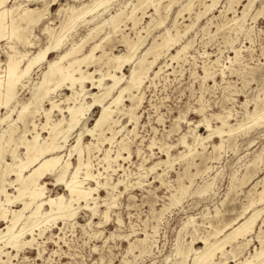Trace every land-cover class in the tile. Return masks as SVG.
<instances>
[{"label":"rangeland","instance_id":"1","mask_svg":"<svg viewBox=\"0 0 264 264\" xmlns=\"http://www.w3.org/2000/svg\"><path fill=\"white\" fill-rule=\"evenodd\" d=\"M248 1L217 0L208 7L210 0H153L150 5L149 2L148 5L146 2L140 5L138 0H110L107 8L98 10L100 15L94 22L109 18L108 15L115 14L127 4V11L123 12L124 15L121 14L116 31L105 25L107 27L103 26L97 35L93 34V38L85 39L94 22L84 24L81 21L67 31L64 45L49 54L48 60L56 59L60 52L67 50L74 43L81 46V53L87 52L95 42H100L99 48L94 52L96 56L101 53V49L106 51L107 55L124 53L126 49L123 37L136 42L142 41V46L136 52L138 56L153 40L161 42L166 28H169L174 36L176 31L178 34L175 36V44L168 51H159V57L144 80L139 92L140 95L143 94V99L139 108L135 109V128L126 115H119V124L125 125L126 128L111 145L108 142L93 140L91 136H82V142L91 143L89 157L92 172L97 174L99 171L102 175L98 180L103 183L105 180L109 181L110 186L121 181L116 191H112L109 186L107 189L99 188L97 214L92 215L90 211L79 209L73 220H58L56 223L43 225L44 234H35V240L29 247L25 246L18 252L4 248V251H9L10 258L1 256L2 260L7 262L0 264H119L122 260L127 261L126 264H180L181 257L176 253L177 248L190 251L185 263L188 264L195 250L203 246L201 237L208 236L215 228L223 227L237 218L250 200L259 197V191L264 188V122L259 120L255 123L250 116L254 110L264 108V0H254L255 2L246 9ZM92 3V0H9L6 7L11 10L0 21V74H4L8 54H15L17 57L24 52L28 55L36 53L50 43L53 35L71 20L74 16L71 8ZM131 5H136L135 25L127 18ZM244 8L246 15L240 20ZM180 11L181 14L178 15ZM88 17L87 19H90V16ZM184 43L188 44L185 52L181 51L175 59H169L176 55ZM105 60L106 57H103L102 61ZM102 68L105 71L108 66L102 65ZM129 68L130 65L124 68V76L128 74ZM93 69L94 66L87 68L89 71ZM45 70L46 64L43 62L31 71L29 77L22 80L17 86L18 101L25 102L30 99L36 83L41 79V73ZM97 76L98 74L95 75ZM86 86L91 88L89 83ZM70 93L69 89L63 87L51 94L50 98L59 103L60 107H64L66 102H63V99ZM123 99L120 107L129 104V101H125V96ZM49 106L47 100L43 102L44 109ZM4 113L5 109L2 108L0 115ZM57 113V110L51 112V120L60 118ZM99 113V107H91L86 113V124L93 125ZM217 115H229L228 123L232 128L238 124L243 126L229 136L213 134L201 145H197L193 154L183 156L188 152V148L180 142L181 136H185L189 145H194L197 135L205 136L209 133L204 126L205 120H208L212 127L221 124ZM16 117V112H13L11 118ZM35 122L40 127L44 122L43 116L36 115ZM24 125L31 127L27 121L18 122L14 141L6 146L4 161L7 163L11 162L7 151L14 149L15 144L18 145L16 153L23 156L24 149L19 141ZM6 126L7 122L0 124V133ZM38 131L41 137L47 135L46 130ZM29 135L28 133L26 137L29 138ZM121 137L127 148L129 146L130 158H118L112 163L116 171L105 172L101 167L102 157L108 149L111 156L116 155ZM75 138L76 132H70L67 145L61 151L62 155L68 153L69 145ZM215 145L220 147L214 149ZM120 153L126 156L125 152ZM167 158L169 163L150 169L158 160ZM0 165L1 171L4 169L2 161ZM10 177L14 179V176L9 175L6 181H10ZM43 180L47 182L48 194H66L61 185H55L47 176ZM86 183L85 186L94 185L91 180ZM181 184L189 185L187 194L183 195L178 204L172 205L169 203L170 195H178L177 190ZM8 186L7 190L12 193L13 188ZM202 190L206 192L199 193ZM107 191L115 195V200L108 211L107 220H104L102 213L106 206L103 201H110ZM261 205L256 204L259 207ZM20 207L19 203L12 206ZM251 212L249 211V214ZM263 217L264 213H261L255 221L253 233L248 237L251 242L249 241L234 259L228 258L226 264H236L249 253H253L255 248H259L260 242L255 235L260 238L263 236L261 239L264 240V222L261 220ZM3 226L4 222L0 221V227ZM142 239L144 241L138 243V240ZM131 242L137 247L129 253L128 243ZM229 249L230 246L227 247V250ZM215 257L216 260L220 259L219 254Z\"/></svg>","mask_w":264,"mask_h":264},{"label":"bare ground","instance_id":"2","mask_svg":"<svg viewBox=\"0 0 264 264\" xmlns=\"http://www.w3.org/2000/svg\"><path fill=\"white\" fill-rule=\"evenodd\" d=\"M8 1L9 0H0V21L5 17V15L8 14L9 10H11L6 7ZM92 1L93 3L91 5L82 4L78 8H74L72 6L73 8H71V12L74 14V16L71 18V20H67L68 22H66L60 28V30L58 32L56 31L57 33L53 35L52 41L43 48H40L36 53L28 55L26 52H24V54H18L20 56L17 57L15 56V54H8L4 74H0V111L2 108L5 109L4 115H0V124L7 122L6 128H3L2 133H0V163L2 161L4 165V169L0 171V221L4 222V226L2 228L0 227V263L5 261L2 260L1 256L10 258L8 256L9 251H4V248H11L18 252L25 246L29 247V245H31V242L35 240V234H37V236H42L44 234L45 229L43 225L49 222L56 223V221L58 220L64 222L73 220L76 217L79 209L90 211L92 215L97 214V200L100 197L98 192L99 188L107 189V187L109 186L112 191H116L117 185L121 183V181H118L117 183L110 186V184L108 183L109 181L105 180L103 183L98 180L99 176L102 175L99 171L97 174H94L92 172V164L89 157L91 143L88 142L89 144H85L84 142H82V136H91L93 140L108 142L111 145V143L115 142L120 136L121 131L125 130L126 128L125 125L119 124V115H122V117L126 115L128 121L133 122L135 128L137 123L135 109L139 106L141 100L143 99V94L141 93L142 95H140L139 92L142 88L144 80L148 72L152 68V65L159 57V51L161 49H165L166 51H168L171 46L175 44V36L178 34L177 31L174 36L172 35L173 33H170V29L166 28L165 36H161L162 41L157 42L153 40L151 44L144 49L143 53L138 56L136 55V52L142 46V41L138 40L136 42L130 40L129 38L123 37V42L126 49L124 53H111L112 55H107L106 51L101 49V53L96 56L94 52L99 48L100 42H95L92 47L85 53H81V46L79 47L78 44L76 45L74 43L70 47H68L67 50L60 52L56 59L48 60L49 54L56 52L57 50L62 48L65 43L68 30H70L78 21H81V23L84 24L94 22L97 19V16L100 15V11L98 12V10L102 7L109 6L110 4V0ZM210 1L211 4L208 5V7L217 2V0ZM253 1L254 0H249L245 8H249ZM145 2L146 4L149 2L150 5L153 0H138V4L140 5H143ZM19 6L21 7V5ZM131 6V9H128L129 11L127 18L132 22L133 25H135V19H137L134 17L136 5ZM127 8V4H124V8H118L119 11L115 12V14L108 15L109 18H100V21L94 22L92 28L88 31L87 36L84 38L87 39L89 37H92L93 34L97 35L105 25H108L112 29V31H116L118 29V24L121 21L120 16ZM245 8L241 12L240 20H242L246 15ZM37 11L40 12V10ZM180 14L181 11L178 12V15ZM13 15L15 14L13 13ZM32 15H34V13ZM88 16H90V19H87ZM163 16H165V14ZM19 19H21V16ZM19 19L17 22H19ZM175 24L176 23L174 22V27ZM22 36L24 37V35ZM187 46L188 44L184 43L180 50L177 51L176 55H172L169 59H175L177 57V54L181 51H184ZM150 56L152 58H149ZM103 57H106L105 61H102ZM101 61L102 63H100ZM43 62L46 64V70L41 73V79L36 83L35 91L31 95L30 99L25 102L18 101L16 99L18 94L17 86L22 83V80L29 77L31 71L39 67ZM102 65L105 67L108 66V68L103 71ZM129 65V72L126 76H124L123 70L126 66ZM89 66H94V69L92 71L87 70ZM96 74H98L97 77H95ZM87 83L90 84V89L87 88ZM63 87L69 89L71 93L69 95H66L63 99V102H66V105L64 107H60V104L52 100L50 98V95L53 94L56 90ZM93 89L97 90L93 92ZM124 96L126 97L125 101H129V104L122 105L120 107L122 100H124ZM87 98L90 100L87 101ZM46 100L48 101L50 106L49 108L44 109L43 102ZM91 107H99L100 113L95 119L93 125L88 126L86 124V113ZM53 110L58 111V113L60 114V118L51 120L52 117L50 114ZM13 112H16V118H11V114ZM38 114H41L44 118V122L41 123L40 127H38V123L35 122V116ZM116 114H118V116H116ZM220 115H217V118L220 120L221 124L216 127H212L209 124L210 122L208 120L203 119L205 120V129L209 131V133L205 136L197 135L194 145H189L185 141V136H181L180 142L188 148V152H186L183 156L193 154L192 152L194 151L195 147L199 144L201 145L202 142L205 139L207 140L208 138H210L211 135L218 134L219 136H222L223 134H227L229 136L238 129H241V127L243 126V124H238L237 127L234 126V128H232V126L228 123L229 115L223 117ZM250 119L255 123L259 120H262V122H264V108L262 110H254V113L250 116ZM24 121H27V124L31 127L27 128L24 125V130L20 137L19 142L21 144V147L24 149L23 156H20L16 153L15 149L18 147V145L15 144L14 149H12L11 151H7L11 158V162L7 163L6 161H4L6 146H8L10 142L14 141L16 128L19 127L17 126V123H24ZM225 128H227L228 130H225ZM38 129H40L41 131L46 130L47 135L45 137H41L39 133L40 131H38ZM72 131L76 132V138L74 142L69 145L68 153L66 155H62L61 151L67 145L66 143L68 136ZM28 133L30 134L29 138L26 137ZM119 142L120 147L117 146L119 147V149L117 150L114 157L110 155L109 149L105 151L102 157L103 163L101 164V167L105 172L111 170L114 173L116 171V168H113L112 163H115L118 158L123 160L130 158V151L128 150L129 146L127 148L122 137L120 138ZM219 147L220 145H215L213 148L218 149ZM120 151L125 152L126 156H123ZM72 158H74V162H72ZM169 162L170 161L168 158L166 160H158L151 166L150 169L153 170L156 168V166L160 164H167ZM9 175L14 176V179L10 177L11 180L6 181V177H8ZM46 176L50 178L55 183V185H61L64 188V192L66 194L58 193L54 196L48 194L49 189L46 186L47 182L43 180ZM104 177L107 178V176ZM262 178L264 179V177ZM110 179L111 178H109V180ZM90 180L93 181L94 185L85 186V184H87L86 181ZM208 183L210 184V182ZM7 185H9L8 187L11 186L13 188L12 193L7 190ZM188 186H184L183 184H181L177 190L178 195L174 193L170 195L169 203L172 205L176 203L178 204L183 195L187 192V189L189 188ZM202 192L204 194V192L206 191L202 190L199 193ZM107 193L110 201L107 202L105 199L103 201V204L106 206V209L102 213V218L104 220H107L108 211L110 210V207L114 205L115 200L114 194L108 191ZM15 203H19L21 207L12 208ZM260 203L262 204L260 207L256 206V204ZM242 211L243 212L241 214L239 213L240 215L237 218L232 219L231 222L225 224L223 227L215 228L214 231L211 232L208 236L201 237L200 242H202L203 246L202 248L195 250V253L192 254L191 258L189 259L188 264H226L228 258L231 257L234 259L237 254L241 253L242 249L250 241L248 237L253 233L255 221L257 220L258 216L261 215V213H264V188L263 190L259 191V197L257 199L250 200L248 205L243 208ZM249 211L252 212L249 214ZM246 213H248V215H245ZM261 220L263 223L264 217ZM188 223L190 224V222ZM35 231L38 232L36 233ZM255 236L260 242L259 248H255L253 253H249L247 257H244L236 264H264V240L261 239L263 236L261 238L258 235ZM191 239L193 238L191 237ZM142 241L144 240H138V243ZM128 244L129 248L127 252L129 253L137 247V245L133 242ZM228 246H230L229 250H227ZM189 252V250L183 251L181 250V248H177L176 253L181 257L180 264L186 263L187 257L189 258ZM217 254L220 255L219 260H216L215 256ZM126 263L127 261L125 262L124 260H122L119 264Z\"/></svg>","mask_w":264,"mask_h":264}]
</instances>
